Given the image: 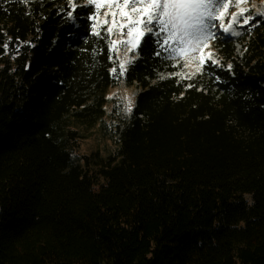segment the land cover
<instances>
[{
	"label": "trees",
	"instance_id": "trees-1",
	"mask_svg": "<svg viewBox=\"0 0 264 264\" xmlns=\"http://www.w3.org/2000/svg\"><path fill=\"white\" fill-rule=\"evenodd\" d=\"M83 3L0 0V264H264V17L195 77L145 34L120 76ZM98 124L116 151L83 154Z\"/></svg>",
	"mask_w": 264,
	"mask_h": 264
},
{
	"label": "rangeland",
	"instance_id": "rangeland-1",
	"mask_svg": "<svg viewBox=\"0 0 264 264\" xmlns=\"http://www.w3.org/2000/svg\"><path fill=\"white\" fill-rule=\"evenodd\" d=\"M117 2L121 4L120 7H117ZM217 2H221V0H217ZM83 5H87L93 9V14L89 17V21L92 23L94 31L103 24L107 25L108 29H112L110 33L113 39V49L116 55L115 63L119 71L120 64H126V71L128 64L136 59V57L133 56L135 49H132L130 44L124 43L125 41L130 40L135 41L136 35L135 32L131 36L128 35V17H131L132 19H138L139 17H137L132 11L131 6L123 7L122 0H112L111 3H102V6L99 9H97L95 5H88L86 0H84ZM122 9L125 15L121 14ZM241 9L244 10L245 16L250 14L253 19L257 16L264 17V0H249L248 3L242 4L239 7L236 6L235 0H231L230 6L225 11L222 18L210 22L211 24L216 25V27L211 28L210 31L215 33V36H228L233 40H237L238 37L244 34V26H241L244 17L234 18L233 13H238ZM217 15H219V13H217ZM70 20L71 23L77 27L74 18L71 17ZM138 27L141 32L145 31L144 25L141 24ZM224 28L228 29V31H223ZM164 35V33H161L162 38ZM170 43L172 44V47H177L175 41H170ZM212 47L213 43L212 39H210L203 51H196L189 47L186 53L175 55V58L171 56L176 67H178V75L181 77H195L201 71L200 60L202 56L205 58V61L207 59L210 60L216 58V52ZM236 47L237 53H240V47L238 45H236ZM209 54L211 55L210 59L208 58ZM107 94L109 99L105 106L107 115L103 121L114 130L115 125L125 122L132 113L135 108V99L138 93L136 87H129L124 84V82H121L117 86L111 87ZM129 108H131V111H129ZM88 134L87 138L81 143L80 151L83 154L98 152L101 153V155H107L116 151L117 143L114 139L118 138V136H115L113 140L104 136L99 124L88 132Z\"/></svg>",
	"mask_w": 264,
	"mask_h": 264
},
{
	"label": "snow or ice",
	"instance_id": "snow-or-ice-1",
	"mask_svg": "<svg viewBox=\"0 0 264 264\" xmlns=\"http://www.w3.org/2000/svg\"><path fill=\"white\" fill-rule=\"evenodd\" d=\"M111 2L112 0H86L88 5H95L97 9L102 6V3ZM248 2L249 0H235L237 7ZM122 4L123 7L131 6L132 11L139 17L138 19L128 17V35L131 36L134 32L136 35L135 41L130 40L124 43L130 44L132 49H138L142 47L141 40L145 39V33L157 38H160L161 33H164L165 35L159 41V48L169 52L175 58V55L186 53L189 47L196 51H203L207 42L215 37V33L210 29L216 25L210 22L222 18L230 6L231 0H221V2H217V0H122ZM120 6L121 4L117 2V7ZM121 14L125 15L123 9ZM233 16L234 18L244 17L241 26H247L253 21L250 14L245 16L243 9L238 13H233ZM141 24L144 25V32L139 30L138 26ZM111 31L112 29H109V32ZM223 31L227 32L228 29L224 28ZM94 34L99 35V33ZM170 41H175L177 47H172ZM145 42L147 41L145 40ZM5 47L7 46L5 45ZM109 47L114 48V44ZM156 54L159 55V51ZM208 58H211L210 54ZM204 63L205 58L202 56L201 69ZM125 68L126 64H120V76L125 75ZM112 71L116 73L117 70L113 69Z\"/></svg>",
	"mask_w": 264,
	"mask_h": 264
},
{
	"label": "built area",
	"instance_id": "built-area-1",
	"mask_svg": "<svg viewBox=\"0 0 264 264\" xmlns=\"http://www.w3.org/2000/svg\"><path fill=\"white\" fill-rule=\"evenodd\" d=\"M138 91V90H137Z\"/></svg>",
	"mask_w": 264,
	"mask_h": 264
}]
</instances>
